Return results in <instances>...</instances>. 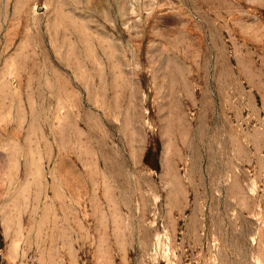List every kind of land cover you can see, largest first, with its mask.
Wrapping results in <instances>:
<instances>
[{
	"label": "rangeland",
	"instance_id": "obj_1",
	"mask_svg": "<svg viewBox=\"0 0 264 264\" xmlns=\"http://www.w3.org/2000/svg\"><path fill=\"white\" fill-rule=\"evenodd\" d=\"M0 264H264V0H0Z\"/></svg>",
	"mask_w": 264,
	"mask_h": 264
}]
</instances>
